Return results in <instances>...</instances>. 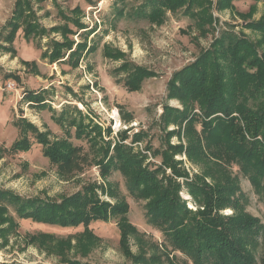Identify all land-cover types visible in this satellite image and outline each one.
<instances>
[{
  "label": "rangeland",
  "instance_id": "obj_1",
  "mask_svg": "<svg viewBox=\"0 0 264 264\" xmlns=\"http://www.w3.org/2000/svg\"><path fill=\"white\" fill-rule=\"evenodd\" d=\"M21 1H24L20 8L23 14L15 21L25 27L31 20L33 32L27 41L19 30L14 47L6 42L5 35L17 0H0V264H194L189 256L174 248L161 228L147 223L149 199L133 197L126 177L119 171H112L106 177L101 174L96 165L101 157L97 152L99 146L95 149L87 136L78 139L76 129L69 122L83 118L86 124L100 125L104 129L102 137L113 141L111 150L121 143L138 155L143 164H149V171H162L157 176L159 180L169 176L179 182V197L194 212L192 217L200 221L204 208L189 194L184 179L191 181L195 176H203L207 167L190 161L185 153L178 154L174 160L182 163L178 168L185 174L180 178L162 166L160 156L154 155L157 149L170 154L171 147L182 145L185 149L188 145L183 130L186 124L163 120L167 106L184 109L170 95L168 83L177 71L211 49L225 31L254 42L262 39V34L250 25L264 20V0L235 1L234 10L223 11L217 9V0L198 5L194 12L209 5L207 12L213 17L212 23L203 27L206 33L198 19L183 13L185 8L177 13L165 11L160 24L140 15L130 16L145 0ZM76 7L82 12L74 11ZM117 9H124L123 18L117 19ZM93 45L96 49L91 51ZM57 51L60 58L53 60ZM110 51L123 57L115 59L109 55ZM43 53L46 58L42 57ZM22 61L35 63L24 65ZM124 64L146 69L154 76L146 78L141 89L131 92L123 85L129 71L119 70ZM27 90L42 92L47 107L32 105L25 96ZM24 119L36 126L47 140L66 139L74 145L77 152L73 162L64 166L51 164L32 132H29L32 148L14 152L12 146L22 137L21 127L14 123ZM108 128L112 129L111 134ZM124 131L128 135L126 140L121 138ZM136 134H144L145 138L134 141ZM148 145L153 150L149 151ZM224 167L212 168L216 178L207 177L208 185L215 186L228 178ZM233 173L240 179L236 195L240 203L237 209H221V217L228 221L245 216L264 223L262 198L238 167H233ZM90 184L99 185L97 198L100 203H108L107 208L112 209L120 198L126 200L129 204L126 217L136 227L135 232L122 233V225H118L121 216H111L110 222L96 220L89 224L98 238L87 233L77 238L78 233H85L88 228L36 223L21 217L14 204L16 200L30 203L39 198L65 205L64 200L83 192ZM113 191L117 193L112 194ZM69 237L73 238L68 240ZM69 243L72 248L67 246ZM263 249L264 236L255 252L258 264Z\"/></svg>",
  "mask_w": 264,
  "mask_h": 264
},
{
  "label": "trees",
  "instance_id": "obj_2",
  "mask_svg": "<svg viewBox=\"0 0 264 264\" xmlns=\"http://www.w3.org/2000/svg\"><path fill=\"white\" fill-rule=\"evenodd\" d=\"M235 1L242 0H217V9L234 10L232 3ZM204 2L207 0H145L130 16L140 15L150 22L160 24L165 17V11L177 13L185 8L183 13L198 19L202 31H205L203 27L213 21V17L207 12L209 5L203 7L200 12H194V9ZM23 5L24 1L17 0L13 18L6 25L9 30L5 35L6 42L13 46L19 30H22L27 41L33 32L31 20L27 21L25 27L15 21L23 14L20 9ZM74 11L82 12V9L76 7ZM239 14L244 17L242 13ZM124 15V9H117V19L123 18ZM250 27L260 32L263 38L254 42L241 38L232 31H225L213 42L211 49L202 52L197 60L177 71L168 83L170 95L181 102L184 109L167 106L168 114L164 115L163 120L185 123L183 130L188 145L185 149L182 145L171 147L173 155L161 149L155 150L154 155L160 156L162 166L170 168L174 176L180 178L185 174L178 168L182 163L174 160L178 154L185 153L190 161L207 167L203 176H195L191 181L184 179L189 194L204 208L200 213V221L192 217L194 212L190 211L185 205L186 201L182 202L179 197V182L169 176H166V179L161 176L162 179L159 180L157 176L162 175V171H149V164H143L144 161L138 159V155L131 153L129 148L121 143L115 144L111 150L113 141L102 137L104 129L100 125L92 122L86 124L83 118L69 122L71 127L76 129L78 139L87 136L95 149L99 146L97 152L101 157L96 165L99 166L101 174L106 177L112 171H119L126 177L129 193L133 197L149 199L147 223L161 228L174 248L189 256L194 264H258L255 252L259 248L260 238L264 236V223L245 216L233 217L226 221L220 215L221 209H237V204L240 203V198L236 197L240 189V179L233 173L234 166L250 180L255 192L264 202V20L251 23ZM58 46L61 48L62 45ZM93 46L91 51L96 49L95 45ZM59 55L57 51L52 59L57 60ZM109 55L115 56V59L123 57L121 53L112 51ZM42 57L46 58V53H43ZM22 62L24 65L35 63ZM76 65L77 63L72 64L73 67ZM119 70L129 71L123 85L131 92L141 89L146 78L154 76V73L147 72L146 69L131 68L127 64L122 65ZM41 93L27 90L25 96L32 105L46 108ZM61 122L63 119L58 123ZM14 125L21 127L22 136L12 146L14 152H27L32 148L33 144L29 139V132H32L37 143L43 146V156L49 159L51 164L64 166L73 162L77 148L68 140L51 142L25 119ZM107 131L108 134L112 133L111 128ZM144 136L136 134L134 141H141ZM121 138H128L127 131L122 133ZM147 148L149 151L153 150L150 145ZM219 161L226 164V168ZM215 165L224 167L231 178L227 175V179L223 178L215 186H210L206 179L216 178L212 171ZM98 188L99 185L96 184L88 185L83 192L69 198L71 202L64 200L67 201L65 205L39 198L30 203H20L16 200L14 204L18 206L17 212L21 217L25 216L36 223L63 228H78L81 225L87 227L85 233L75 236L77 238L86 233L94 238L96 235L89 228L91 221L110 222L111 216H121L118 225H122V233L126 230L135 232L136 227L132 226L126 217L129 211L126 200L120 198L119 203L112 206V209L107 208L109 204L100 203L97 198ZM113 192L112 194L117 193ZM116 196L120 197L118 194ZM111 211L114 212L113 215ZM194 223L197 224L192 225ZM44 236L54 237L51 234ZM72 238L69 237L68 240ZM67 246L72 248L70 243ZM86 254L84 251V255ZM261 264H264V249Z\"/></svg>",
  "mask_w": 264,
  "mask_h": 264
}]
</instances>
